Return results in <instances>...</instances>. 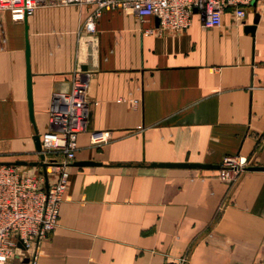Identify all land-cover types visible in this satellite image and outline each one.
Returning a JSON list of instances; mask_svg holds the SVG:
<instances>
[{
    "label": "crops",
    "instance_id": "1",
    "mask_svg": "<svg viewBox=\"0 0 264 264\" xmlns=\"http://www.w3.org/2000/svg\"><path fill=\"white\" fill-rule=\"evenodd\" d=\"M95 10L0 11V162H35L52 93L87 83L88 125L33 264H264V170L230 184L211 169L150 166L237 154L264 166V0L243 17L226 9L219 27L195 13L179 31Z\"/></svg>",
    "mask_w": 264,
    "mask_h": 264
},
{
    "label": "built area",
    "instance_id": "2",
    "mask_svg": "<svg viewBox=\"0 0 264 264\" xmlns=\"http://www.w3.org/2000/svg\"><path fill=\"white\" fill-rule=\"evenodd\" d=\"M251 0H0V11L14 21H23L37 8L88 4L95 15L107 9L129 10L138 17L152 16L161 30L179 31L197 14L203 28L219 27L221 16L230 9L243 17ZM88 27V25L86 26ZM87 83L74 77L66 91L52 93L48 129L39 136L45 168L0 162V264L15 257L34 263L39 242L58 223L59 207L66 189V167L74 159L76 140L88 125ZM98 144L109 140L106 133L95 137ZM63 158L62 161L57 159ZM248 167L240 155L224 157L214 175L221 181H235Z\"/></svg>",
    "mask_w": 264,
    "mask_h": 264
},
{
    "label": "water",
    "instance_id": "3",
    "mask_svg": "<svg viewBox=\"0 0 264 264\" xmlns=\"http://www.w3.org/2000/svg\"><path fill=\"white\" fill-rule=\"evenodd\" d=\"M257 23V17L254 19L253 21V25L249 26L248 28H246V30L248 32H250L253 35V31L255 28V25ZM29 79V76H28ZM28 98L30 101V96H29V92H28ZM31 111V110H30ZM34 145H35V149L36 152H40L41 151V147H40V141H39V136L35 135L34 136ZM39 158L41 159V163L39 162H26V161H16L15 164L17 165H29V166H41L43 169V173L44 172V168L45 165L44 163H42V159H43V155L40 154ZM81 165H90L93 164L91 162H85V163H79ZM150 166H158V167H176V168H188V169H211V170H216L219 168V165H211V164H203V163H188V162H180V163H152ZM247 170H264V166H248L246 168ZM28 260L25 259V262H27Z\"/></svg>",
    "mask_w": 264,
    "mask_h": 264
},
{
    "label": "rangeland",
    "instance_id": "4",
    "mask_svg": "<svg viewBox=\"0 0 264 264\" xmlns=\"http://www.w3.org/2000/svg\"><path fill=\"white\" fill-rule=\"evenodd\" d=\"M57 159L59 160V161H62L63 160V158L61 157V156H58L57 157ZM35 162H39V163H41V159L39 158V156L37 155L36 156V161ZM37 169H42V167L41 166H35ZM240 176V175H239ZM238 178L239 177H237V179L235 180V181H230V182H228V181H222V182H226V183H230V184H232V183H235L237 180H238ZM217 180H219V179H217ZM219 181H221V180H219ZM220 210V209H219Z\"/></svg>",
    "mask_w": 264,
    "mask_h": 264
}]
</instances>
